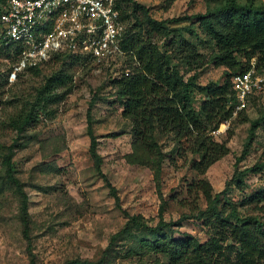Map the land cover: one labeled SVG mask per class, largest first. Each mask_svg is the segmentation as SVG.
I'll return each mask as SVG.
<instances>
[{
  "label": "rangeland",
  "instance_id": "1",
  "mask_svg": "<svg viewBox=\"0 0 264 264\" xmlns=\"http://www.w3.org/2000/svg\"><path fill=\"white\" fill-rule=\"evenodd\" d=\"M137 1L147 7L152 17L168 20L172 27H182L183 35L176 34L182 43L168 47L173 60L179 59L178 66L184 78L196 77L192 103L198 109L205 100L200 87L224 83L225 73L229 71L215 64L213 56L218 49L200 24L199 15L210 6L208 0ZM261 1L264 2L256 0L257 3ZM178 17L186 20L177 22L174 19ZM154 41L163 43L157 34ZM196 51L201 55L197 56ZM257 57L248 59L246 55H238L244 66L255 67L264 75V67L257 68ZM16 61L10 50L0 47V146L15 139L16 131L8 125L10 118L29 108L37 89L57 67L46 61L40 66V73L17 70L15 79L10 80ZM191 61L190 67L187 63ZM67 67L74 74L72 89L68 92L57 89L37 123L28 127L19 139L23 145L17 148L14 156L29 199L30 250L18 216V198L10 190L1 191L0 264H30L32 255L33 264H69L79 258L96 260L107 247L111 235L124 225L127 212L141 213L155 224L162 198L167 201L163 214L167 221L189 215L174 236L192 234L206 241L211 231L198 214L207 208V201L201 191L189 193L188 188L199 178H206L213 193L220 194L219 207L225 216L236 205L239 218L264 221L263 203L245 200L264 188V168L246 170L264 162V118L255 128L254 136L249 138L251 122L264 115V88L254 93V99L246 107L209 132L212 140L226 145L228 152L204 173L194 167L201 155L196 151L194 136L178 135L175 131L164 134L159 132L160 128L153 131L164 153L158 187L150 167L127 159V154L134 150L135 127L131 119L122 114V99L117 96L114 83L88 65L68 63ZM95 93L93 127L105 176L97 171L89 152L87 113ZM243 170L244 183L239 185L232 179ZM230 180L232 186L228 185ZM224 190L228 192L229 201ZM226 217L227 221H237L235 216ZM251 228H255V223ZM229 251L231 253L227 254L233 257L235 248ZM154 259L150 256L149 262L154 263ZM130 262L134 264L136 259Z\"/></svg>",
  "mask_w": 264,
  "mask_h": 264
},
{
  "label": "trees",
  "instance_id": "2",
  "mask_svg": "<svg viewBox=\"0 0 264 264\" xmlns=\"http://www.w3.org/2000/svg\"><path fill=\"white\" fill-rule=\"evenodd\" d=\"M2 1L5 0H0ZM208 2L210 6L207 11L199 15L200 24L205 33L214 39L218 49L213 56L215 64L223 65L229 71L225 73L224 83H209L200 87V91L205 93V100L196 109L192 103L196 77L193 75L187 80L184 78L178 66L179 59L173 60L168 47L182 43L176 35H183L182 27H172L168 20L152 17L147 7L137 0H118L121 16L127 27L121 45L126 51L125 63L130 68V73L119 78H109L115 85L117 96L122 99L123 116L130 118L135 127L134 150L127 154V159L131 163L150 167L158 187L164 153L153 131L160 128L159 132L164 134L175 131L178 135L194 136L196 151L201 154L200 159L194 162V167L204 173L212 163L228 152L226 145L212 140L209 132L218 128L221 122L228 120L234 113L237 99L232 77L235 73L247 69L238 59V55H246L248 59L258 55L257 68L264 67V2ZM174 20L183 22L186 19L178 17ZM155 34L160 35L162 44L154 41ZM0 47L10 50L17 58V44H2ZM195 54L201 55L198 51ZM48 61L57 67L46 76L44 83L37 89L29 108L10 118L8 125L16 131L15 139L10 144L0 146V192L10 190L18 198V216L23 234L29 242V250L32 217L24 181L14 159L17 148L23 145L19 139L28 127L37 123L40 113L45 110L48 101L53 99L58 88L65 92L72 89L74 74L69 71L67 64L78 63L91 67L86 58L66 53H56ZM187 64L191 67L192 61ZM40 66L26 69L38 74ZM96 96V93L93 94L87 113L89 152L97 171L105 176L101 166L103 157L98 151V139L93 127L92 107ZM254 97L253 94L250 100ZM262 118L264 115L251 122L249 138L254 136L255 128ZM261 168H264V162L246 170L257 171ZM244 175L245 171H240L232 180L241 185L244 183ZM232 180L228 185L232 186ZM188 188L189 193L201 191L207 201V208L200 210L198 214V217L204 218L211 231L206 241H201L192 234L185 237L174 236L178 226L189 215H183L175 221H167L163 215L167 201L162 198L159 219L155 224H151L149 218L141 213L127 212L124 225L111 235L107 247L98 259H73L69 264H131L132 259H136L134 264H151L150 256L155 257L152 264H264V221L256 218L246 221L239 218L236 205L232 206L226 216H235L237 221H227L224 210L219 207L221 196L219 193H213V187L206 178L194 180ZM223 194L229 201L228 192ZM245 200L264 205V188ZM254 223L255 228H251ZM233 248L235 254L232 257L227 252L231 253L229 250ZM31 260L30 264H33L34 255Z\"/></svg>",
  "mask_w": 264,
  "mask_h": 264
},
{
  "label": "built area",
  "instance_id": "3",
  "mask_svg": "<svg viewBox=\"0 0 264 264\" xmlns=\"http://www.w3.org/2000/svg\"><path fill=\"white\" fill-rule=\"evenodd\" d=\"M126 23L118 0H5L0 2V45L19 46L17 70L42 65L56 53L80 56L106 78L128 75L121 42ZM234 113L264 88V75L249 67L232 77Z\"/></svg>",
  "mask_w": 264,
  "mask_h": 264
}]
</instances>
